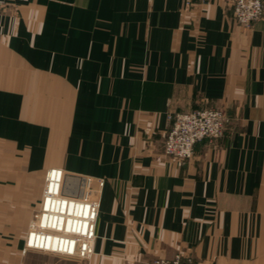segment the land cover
Here are the masks:
<instances>
[{"label":"crops","instance_id":"0c3cea01","mask_svg":"<svg viewBox=\"0 0 264 264\" xmlns=\"http://www.w3.org/2000/svg\"><path fill=\"white\" fill-rule=\"evenodd\" d=\"M209 108L224 136L166 157L168 116ZM53 168L104 181L88 261L21 255ZM177 253L264 264V11L244 29L231 0H0V264Z\"/></svg>","mask_w":264,"mask_h":264},{"label":"built area","instance_id":"2783aa9c","mask_svg":"<svg viewBox=\"0 0 264 264\" xmlns=\"http://www.w3.org/2000/svg\"><path fill=\"white\" fill-rule=\"evenodd\" d=\"M185 7L189 8L194 1L200 4H207L209 0H182ZM263 3L261 0H231V13L237 25L244 29H249L263 17ZM169 128L165 135L162 152L166 157L184 162L193 155L194 146L204 140L214 141L224 136L229 124V116L221 109H203L188 112L174 113L168 116ZM57 176L54 182V189L51 191L50 185L53 173ZM65 174L60 169H49L45 173L44 187L42 190L39 207L32 214L28 224V231L24 238V245L21 249V255L28 251L42 252L57 255L66 258H77L82 261H88L93 255V242L95 239V225L98 216L97 196L104 181L101 179L92 180L86 177H78L77 187H73L81 197L71 198L58 192L61 185L60 176ZM77 177V176H76ZM82 179V180H81ZM62 187V185H61ZM79 190V191H78ZM60 195V197L58 196ZM48 197V198H47ZM49 197H58L56 204L64 205L67 199H74L80 207H87V216L82 218L76 215H66L64 212L52 214L45 205ZM62 198V199H61ZM66 198V199H65ZM64 199V200H63ZM68 202L67 209L69 208ZM53 204L50 208L52 209ZM50 215L46 220L45 215ZM51 215H53L51 220ZM67 216L69 218H67ZM76 218V219H75ZM73 223H72V220ZM77 220V224L76 221ZM35 234V242L38 237L45 241V245L34 243L31 240ZM52 239L56 241V247L46 246V242ZM139 264H195L189 257L182 254H176L171 259H155L149 263Z\"/></svg>","mask_w":264,"mask_h":264},{"label":"bare ground","instance_id":"6f19581e","mask_svg":"<svg viewBox=\"0 0 264 264\" xmlns=\"http://www.w3.org/2000/svg\"><path fill=\"white\" fill-rule=\"evenodd\" d=\"M56 176H57V173L56 172H54L53 173V175L51 176L52 177V182H51V185H50V190L51 191H53V190H55L54 189V182H55V179H56ZM60 178H61V185H62V187H61V185L57 188L58 189V192H60L61 191V193H62V195H65V196H69V197H71V198H76L77 196L78 197H81V195H79V193L76 191V190H74L73 189V187H77V183H79V178L78 177H74V176H71V175H67V174H62L61 176H60ZM82 180V179H81ZM82 183H83V181H81ZM80 182V183H81ZM75 187V188H76ZM77 189H78V187H77ZM79 191V190H78ZM59 197H60V195H58ZM48 198V197H47ZM57 199H59L58 197H49V200L47 199V202H46V205H45V207H46V209L48 210L49 208L47 207V203L48 202H50V206H51V204H54L55 205V207H57L58 205L60 206V204L58 203V204H56V201H57ZM62 199V198H61ZM66 199V198H65ZM64 200V199H63ZM74 199H67L66 200V202L64 203V205H62V206H60V209H59V211H56V210H52L53 209V206H52V209L50 208L49 210H51L52 211V214L53 213H55L56 212V216H58L59 214V212H64V216H66V215H71L70 217H72L73 215H76V216H78L79 215V217L80 218H82L83 216H87V207H80L79 206V204H77V206L75 207L74 205H76V203L77 202H75V201H73ZM68 202H71V204H69V208L67 209V206H68ZM48 210V211H49ZM58 214V215H57ZM49 216L50 215H48V214H46L45 215V219L47 220L48 218H49ZM52 217H53V215H51V220H52ZM67 218H69L68 216H67ZM76 219V218H75ZM72 220V219H71ZM73 221L74 220H72V223H73ZM76 222V224H77V220L75 221ZM35 234L33 235V239L31 240V242H32V244H34V243H37V244H40V242H42L41 243V245L42 246H44L45 245V241H44V239H43V241H41V238L40 237H38V239H37V241L35 242ZM56 241H53L52 239H50L49 241H47L46 242V246H48L49 248L50 247H56Z\"/></svg>","mask_w":264,"mask_h":264},{"label":"rangeland","instance_id":"374dc122","mask_svg":"<svg viewBox=\"0 0 264 264\" xmlns=\"http://www.w3.org/2000/svg\"><path fill=\"white\" fill-rule=\"evenodd\" d=\"M44 177H45V176H44ZM79 182H80V181H79ZM43 187H44V181H43ZM43 187H42V190H43ZM41 194H42V192H41ZM177 254H181V253H177ZM174 256H175V255H174ZM174 256H173V257H174ZM173 257H172V258H173Z\"/></svg>","mask_w":264,"mask_h":264}]
</instances>
